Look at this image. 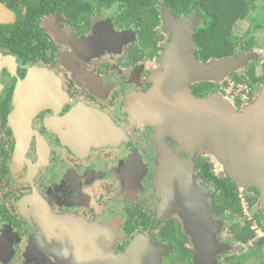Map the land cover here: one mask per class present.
Wrapping results in <instances>:
<instances>
[{
	"label": "flooded vegetation",
	"instance_id": "1",
	"mask_svg": "<svg viewBox=\"0 0 264 264\" xmlns=\"http://www.w3.org/2000/svg\"><path fill=\"white\" fill-rule=\"evenodd\" d=\"M164 16L162 0L147 13L120 0H0V264H114L107 257L138 236L167 248L159 264H224L223 248L210 251L231 245L229 215L204 171L220 170L197 150L187 181L190 152L163 114L150 113L155 104L164 112L170 83ZM245 79L238 111L264 85ZM170 163L182 173L164 185ZM186 218L205 230V259L195 257ZM46 231L52 246H43ZM139 250L131 264H150Z\"/></svg>",
	"mask_w": 264,
	"mask_h": 264
},
{
	"label": "water",
	"instance_id": "2",
	"mask_svg": "<svg viewBox=\"0 0 264 264\" xmlns=\"http://www.w3.org/2000/svg\"><path fill=\"white\" fill-rule=\"evenodd\" d=\"M164 14V29L172 35L164 55V80L167 77L170 83H164V112L161 110L163 104H155V110L150 109V113H154L152 117L155 119L157 112L159 115L163 114L164 129L190 152L188 170L185 172L187 181L192 175V156L197 150L212 148L215 152L213 153L223 162V167H219L218 176L226 174L235 180L238 188H256L259 192L258 203L264 211V85L257 98L242 111H237L235 106L216 93L207 97L194 96L189 89L190 82L222 79L227 72L243 64V55L212 58L209 62L196 60L193 56L195 45L192 41V31L195 23L199 21L198 15L192 13L188 17L176 19L165 5ZM156 106L161 107L160 110ZM30 116L24 117L25 124ZM11 119L17 122L18 117L13 114ZM18 123H22L21 117ZM23 127L25 131L24 124ZM174 166L179 165L164 164V185L173 177L170 175L182 173L179 170H166V167ZM185 229L194 242L195 257L197 260L205 259V230L197 228L188 218ZM218 230L219 222H216L210 235L212 242ZM135 241V245L130 244L125 252L116 256L117 258L107 257L108 261L114 264H131L132 258L136 257L134 254L138 258L141 256L139 247L144 245L149 253L148 263L159 264V257L167 249L165 246H154L142 236L136 237ZM221 247L225 246L221 244ZM219 249H212L210 254ZM145 262L146 260L143 263Z\"/></svg>",
	"mask_w": 264,
	"mask_h": 264
},
{
	"label": "trees",
	"instance_id": "3",
	"mask_svg": "<svg viewBox=\"0 0 264 264\" xmlns=\"http://www.w3.org/2000/svg\"><path fill=\"white\" fill-rule=\"evenodd\" d=\"M156 0H120L122 5L136 6L147 13L154 10ZM164 5L175 15L195 13L199 21L195 23L192 31V41L195 45L194 57L206 61L226 56H233L238 50L247 52L253 42V32L261 27L263 20L254 18L245 32L241 35L235 33V25L244 19L254 7L257 0H162ZM235 83L254 82L264 83V62L260 65L259 73L255 70L254 63L250 62L243 73L232 71L229 73ZM220 83L217 81H199L191 84V92L195 96H202L209 90H217ZM201 167V166H200ZM206 174L215 179V198L217 209L229 215L228 224L234 240L248 244V250L243 255H238L241 262L247 258L254 247H262L264 236H256L251 228L253 221L264 230V213L253 209L257 202L258 190L249 187L252 195L240 197L235 180L230 177H219L206 166ZM202 172V171H201ZM246 197V198H245ZM252 214V219L244 215L243 203ZM249 252V253H248ZM257 264H264V258Z\"/></svg>",
	"mask_w": 264,
	"mask_h": 264
},
{
	"label": "rangeland",
	"instance_id": "4",
	"mask_svg": "<svg viewBox=\"0 0 264 264\" xmlns=\"http://www.w3.org/2000/svg\"><path fill=\"white\" fill-rule=\"evenodd\" d=\"M256 17H258L257 19L260 21L263 20V24L261 27H257L254 30L253 42L250 45L249 51L243 52L241 50H238L233 56H226V57H238L240 54L243 55L242 56L243 64L233 71L243 73L245 65L247 63L252 62L255 65L256 72L259 73L260 64L262 62H264V0H257L254 3V7L250 10V12L247 14V16L244 19L239 20L236 23L234 30H235V33L238 35L243 34L245 32V30L247 29V27L249 26V23ZM230 72H232V71L227 72L226 75L222 77V79L217 80V82H219L222 86V91L218 92L216 94L223 97V99L225 101H227L228 103H231L234 106V103H233L234 98H242L243 99L244 94H246L245 82H240V84L235 83L234 81L231 80V77L229 74ZM262 86L263 85L259 86V88L254 90V94H253L254 98L252 100L250 99L248 104L245 105V107L248 106L250 103H252L257 98V96L259 95V93L261 91ZM199 151L204 152V153H208L209 158L211 160L212 168L218 170L217 167L218 168L223 167V164H222L223 162L217 157V155L214 154L215 152L213 151L212 148H210V149L202 148ZM162 177L164 179V174L162 175ZM163 179H161V180H163ZM238 189H239L240 195L242 197L246 196V195H252V192L247 190L248 187H243V188H238ZM257 198H258V196H257ZM256 208H259L264 213V211L261 209V207L258 203V199H257L256 204L253 206V209H256ZM244 215L247 217H250L252 219V214L250 211H248L247 206L245 207ZM251 225L253 226V228L255 230L256 236H259V237L264 236V230L258 225V223L253 221ZM46 233H47V235L45 238L47 240L43 243L44 244L43 246L44 247L52 246V244H54L55 242L53 240L49 239V237H50V235L48 234L49 231H46ZM228 237L231 239V245H229V246L224 245L225 247H220V249H222V248L224 249V251L222 253H224L226 255L225 256L226 259L224 260V264H257V262H259L261 259L264 258V244H262V247H260V248L258 246L254 247V250H252L250 252L249 256L241 262L240 260L237 259L238 254H240L242 252L244 254L245 252H247L248 244L247 245L246 244L241 245L240 243H237L236 240L233 239L232 234H228ZM36 251L39 254H43V252H44V250H41V249H36ZM55 255L58 256L59 254L56 253ZM57 256H56V258H59ZM211 264H223V263H221V261L220 262L218 261L217 263L213 262Z\"/></svg>",
	"mask_w": 264,
	"mask_h": 264
},
{
	"label": "clouds",
	"instance_id": "5",
	"mask_svg": "<svg viewBox=\"0 0 264 264\" xmlns=\"http://www.w3.org/2000/svg\"><path fill=\"white\" fill-rule=\"evenodd\" d=\"M240 197H242V196L240 195ZM245 207H246V205L245 206L243 205V210H245Z\"/></svg>",
	"mask_w": 264,
	"mask_h": 264
},
{
	"label": "built area",
	"instance_id": "6",
	"mask_svg": "<svg viewBox=\"0 0 264 264\" xmlns=\"http://www.w3.org/2000/svg\"><path fill=\"white\" fill-rule=\"evenodd\" d=\"M242 203H243V205H244V200L242 199ZM245 206V205H244Z\"/></svg>",
	"mask_w": 264,
	"mask_h": 264
}]
</instances>
